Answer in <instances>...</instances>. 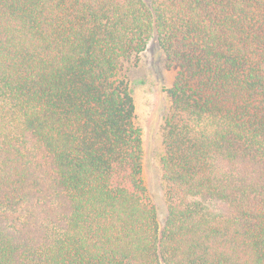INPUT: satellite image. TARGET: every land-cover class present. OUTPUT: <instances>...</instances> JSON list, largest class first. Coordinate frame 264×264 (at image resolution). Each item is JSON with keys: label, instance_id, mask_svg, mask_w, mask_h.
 I'll return each instance as SVG.
<instances>
[{"label": "trees", "instance_id": "16d2710c", "mask_svg": "<svg viewBox=\"0 0 264 264\" xmlns=\"http://www.w3.org/2000/svg\"><path fill=\"white\" fill-rule=\"evenodd\" d=\"M154 35L161 226L122 66ZM0 264H264V0H0Z\"/></svg>", "mask_w": 264, "mask_h": 264}, {"label": "rangeland", "instance_id": "374dc122", "mask_svg": "<svg viewBox=\"0 0 264 264\" xmlns=\"http://www.w3.org/2000/svg\"><path fill=\"white\" fill-rule=\"evenodd\" d=\"M122 66L134 100L135 122L143 141L141 178L148 199L156 207L161 226L167 212L160 166L162 125L169 108L164 88L171 84L175 73L165 67L164 53L155 35L142 52L124 61Z\"/></svg>", "mask_w": 264, "mask_h": 264}]
</instances>
